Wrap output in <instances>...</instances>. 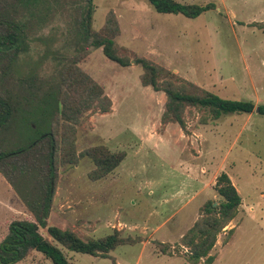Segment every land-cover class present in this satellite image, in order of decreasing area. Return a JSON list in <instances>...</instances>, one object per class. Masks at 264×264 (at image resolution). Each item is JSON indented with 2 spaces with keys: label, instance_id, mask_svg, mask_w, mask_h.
Here are the masks:
<instances>
[{
  "label": "rangeland",
  "instance_id": "obj_1",
  "mask_svg": "<svg viewBox=\"0 0 264 264\" xmlns=\"http://www.w3.org/2000/svg\"><path fill=\"white\" fill-rule=\"evenodd\" d=\"M174 1L213 4L214 9L189 19L157 13L148 0H93L92 29L99 30L110 16L115 19L114 47L130 60L128 67L79 42L72 7L50 10L44 23L35 24L29 49L16 64L12 90L26 110L41 102L22 92L18 78L25 82L32 75L53 85L59 70L75 63L110 100L107 112L93 108L74 123L77 152L103 145L125 153L121 164L98 181L88 178L93 165L85 157L58 170L49 224L83 240L118 230L134 241L108 258L64 251L70 264H186L187 249L175 245L207 202L219 203L213 186L221 172L237 189L242 209L218 235L213 264H264V115L223 114L212 120L189 107L184 129L164 123L166 97L140 83L142 68L136 64L145 59L197 92L264 105V0ZM54 116L60 122V115ZM23 128L27 138L39 133ZM21 219L30 216L0 174V241L9 223ZM158 243L170 246L172 256ZM17 264L52 263L32 252Z\"/></svg>",
  "mask_w": 264,
  "mask_h": 264
},
{
  "label": "trees",
  "instance_id": "obj_2",
  "mask_svg": "<svg viewBox=\"0 0 264 264\" xmlns=\"http://www.w3.org/2000/svg\"><path fill=\"white\" fill-rule=\"evenodd\" d=\"M157 13L181 14L193 19L214 9L213 4H181L174 0H148ZM72 7L76 36L82 44L101 49L104 57L120 67L130 66V60L114 47L118 26L110 16L99 30L91 27L93 0H0V174L23 203L30 219L13 220L0 241V264H17L32 252H38L52 264H70L64 251L108 258V254L134 241L124 238L118 230L101 238L81 239L75 232L48 223L59 168L75 165L87 158L93 165L88 178L98 181L114 171L124 160V152H111L98 145L77 152L75 128L83 113L97 109L105 113L110 100L103 89L75 63L59 70L60 77L53 85L30 76L22 82V92L41 104L24 110L19 96L12 90L17 78L15 68L19 58L29 49V35L35 24L44 23L50 10ZM142 68L140 83L166 97L162 121L185 128L183 114L194 108L217 120L223 114H251L256 108L264 115V105L251 101L221 98L208 91L197 92L193 84L179 80L145 59H136ZM12 83V84H11ZM11 84V87L10 85ZM36 90V91H34ZM38 92L42 97L37 98ZM60 115V122L54 115ZM30 121L32 125H26ZM202 123H206L202 117ZM23 122V123H21ZM36 132L34 138L25 137L22 129ZM213 190L219 203L207 202L198 219L181 236L176 247L187 249L186 264H213L212 254L218 235L235 219L241 198L225 172L217 177ZM234 228L227 231L226 244ZM163 254L172 256L164 243H158ZM174 246V247H175Z\"/></svg>",
  "mask_w": 264,
  "mask_h": 264
},
{
  "label": "crops",
  "instance_id": "obj_3",
  "mask_svg": "<svg viewBox=\"0 0 264 264\" xmlns=\"http://www.w3.org/2000/svg\"><path fill=\"white\" fill-rule=\"evenodd\" d=\"M236 190H237V189H236ZM240 206H241V205H240ZM241 207H242V206H241ZM241 207L239 208V210L242 209ZM239 210H238V214H239ZM238 214H237V215H238ZM158 227H159V226H158ZM158 227H156L155 230H157ZM215 247H216V246H215Z\"/></svg>",
  "mask_w": 264,
  "mask_h": 264
},
{
  "label": "water",
  "instance_id": "obj_4",
  "mask_svg": "<svg viewBox=\"0 0 264 264\" xmlns=\"http://www.w3.org/2000/svg\"><path fill=\"white\" fill-rule=\"evenodd\" d=\"M255 111H256V113H258V109H257V108H256V110H255Z\"/></svg>",
  "mask_w": 264,
  "mask_h": 264
}]
</instances>
